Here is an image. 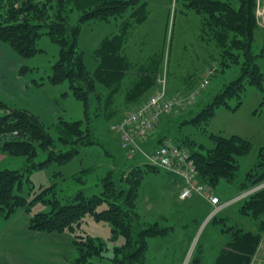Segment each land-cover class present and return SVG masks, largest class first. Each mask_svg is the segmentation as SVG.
Instances as JSON below:
<instances>
[{
	"label": "trees",
	"instance_id": "obj_1",
	"mask_svg": "<svg viewBox=\"0 0 264 264\" xmlns=\"http://www.w3.org/2000/svg\"><path fill=\"white\" fill-rule=\"evenodd\" d=\"M238 3L236 7L230 0H181V11L198 14L204 30L210 32L220 48L218 64L210 66L213 69H210L212 74L209 81L218 76L226 77L219 78V89L214 93L210 91L205 101L198 103L200 110L193 115H185L177 120L171 119L176 114L163 116L145 147L156 148L163 139L172 138L180 146L188 148L196 163L198 181L211 187L213 192L222 180L235 179L239 157L249 153L251 142L237 134H210L214 146L208 148L192 139L172 134L173 130L169 128L156 132L167 117L171 119L169 124L175 123L178 127L189 123L207 125L220 106L232 107L231 101L237 100L238 104L233 108L239 107L250 86L264 90V73L258 64L264 47L261 53H256L254 49L258 0H238ZM74 12L79 15L75 16ZM148 13L145 0H0V41L20 56L29 58L40 51V36L48 34L61 48L48 78L52 83L69 81L73 93L84 107V119L69 121L60 118L55 123L59 132L58 139H55L38 115L0 100V108L4 110V114L0 115V152L26 156L30 163L24 171L0 168V217L9 219L19 209H24L30 214L28 227L31 230L72 232L81 254L76 264H94L92 259L104 257L107 250V245L100 238L77 233L88 214L107 222L111 226L112 238L123 236L125 241L115 247L113 258L117 264H146L148 239L165 236L170 230L142 215L137 205L146 175L162 171L170 173L147 163L141 154L129 157L127 150L118 145L124 151L122 161L120 154L111 150L109 143L98 134L100 111L114 105V98L133 65L128 57L127 44L135 30L146 21ZM100 21L114 23L118 31L105 37L95 50L98 66L92 72L85 64L79 36L84 23ZM25 70L26 67L22 72ZM206 73L203 72L202 78ZM143 74L147 82L151 81L149 88L152 87L156 74L150 71ZM159 86H154V91ZM167 87L166 93L173 97ZM149 88L145 91H150ZM153 92L133 108L141 105ZM103 115L112 118L116 113ZM97 145L114 158V165L103 177V187L98 194L88 196L84 191H78L63 201L57 195L55 184L41 188L31 200L20 193L25 171L40 169L52 162L60 165L67 163L83 149ZM40 150L47 157L39 163L34 162ZM262 183L264 166L248 173L240 191L244 193ZM36 200L48 203L50 210L32 213ZM240 200V213L248 216L249 220L258 221V224L249 228L238 221L229 222L231 217L225 216L224 212L215 215L212 220L219 223L220 230L230 237L215 264H250L256 249L262 244L264 186ZM188 264L203 263L201 257L195 255Z\"/></svg>",
	"mask_w": 264,
	"mask_h": 264
},
{
	"label": "rangeland",
	"instance_id": "obj_2",
	"mask_svg": "<svg viewBox=\"0 0 264 264\" xmlns=\"http://www.w3.org/2000/svg\"><path fill=\"white\" fill-rule=\"evenodd\" d=\"M230 1H232L234 6L238 7V0ZM260 1L261 5L264 6V0ZM145 2L149 10L148 18L135 30L133 35L137 36V38L145 37L142 41L143 45L147 44V47L154 49L155 53H159L160 57H162L163 63L166 66L169 65V80L166 82V85L168 86V90L170 86H176L173 94L171 93L173 97L187 99L202 83V72L199 69L202 67L204 72H209L210 69H213L210 66L218 64L220 48L216 41L212 39L210 32L204 30L199 15L193 11H188L187 13L181 11V0H145ZM74 15L78 16L79 13L74 12ZM256 21L258 26L264 30V17L259 16ZM116 30L117 27L114 23L106 21L97 23L86 22L82 26L79 36V47L83 52L85 64L90 71H95L98 66V61L94 56L95 50L105 37ZM261 33L263 34V31L257 30L254 45L256 53H261L264 47V37L260 35ZM38 48H40V51L29 58H24L13 52L15 56L21 59L23 64L20 67L19 74L32 84L36 85L35 81L41 82L40 86H37V93L31 94L37 95L40 98L48 97L60 110L57 113H53L50 109L44 113L46 117L45 125L48 127L50 134L55 139H58L59 132L54 123L60 118L69 121L84 119L83 102L75 96L69 81L52 83L48 78L52 73V66L59 58L60 45L54 42L48 34H43L38 39ZM143 54L146 56L151 53L143 51ZM182 57L184 58L181 60ZM208 64L210 65L207 66ZM258 64L264 73V54L258 59ZM24 67L27 70L22 72ZM186 73L193 75L194 78L187 83V88H183L181 79ZM218 77L223 78L226 75ZM220 81L221 79L217 77L213 78L208 86H206L207 88L204 92L202 90L198 97L188 103L179 115L176 114L171 119L177 120L176 118L179 119L185 115L188 117L200 110L199 107L201 106H198V103L201 100L205 101L210 91L211 93L216 92L220 87ZM188 87L190 88L189 90H187ZM119 94L120 97L122 93ZM26 96L25 94L12 96L0 90V100L10 106L22 107L24 105L22 100ZM29 102L37 110H40L38 107H41V105L36 100H30ZM236 103L237 100H232V107L220 106L216 109L214 117L207 125L195 126V124L189 123L178 127L175 123L169 124L168 122L171 119L167 117L159 126L156 134L162 128H169L170 131L173 130L172 134L192 139L197 144L202 143L208 148L214 146L210 134L223 136L237 134L249 140L252 146L249 153L239 157V169L235 179L233 181L222 180L216 191L218 193L219 191L223 193L225 189H230L231 191L235 189L237 191L236 194H231L233 197L230 196L232 198L230 199L231 201L234 199L236 201L226 207L227 210L224 209L225 211L223 210L218 214L220 215V213L224 212L225 216L231 217L228 219L229 222L234 223L238 221L252 228L253 225L258 224H256L258 221L252 218L249 220L248 216L242 215L238 206H240V199H243V197L239 198L243 194L240 191L242 182L253 169H261L264 166V90L250 86L244 93L240 106L233 108L236 106ZM130 109L133 108L126 109L123 104L116 105L115 101L114 105L100 111L101 116L97 121L99 136L101 134V139L109 143L111 150H115L120 154L122 161L124 160V151L119 149L118 145L121 146L120 138L112 127ZM186 111L187 113H185ZM109 112H114L116 115H112V118H108V116L104 117L103 114H108ZM3 114L4 110L0 108V115ZM46 157V153L40 150L34 162L39 163L44 161ZM113 159V156L106 154L101 146L97 145L85 148L67 163L60 165L52 162L40 169H34L30 172L25 171V180L20 188V193L31 200L41 188L55 184L57 195L63 198V201H66L68 197L74 196L78 191H84L88 196L98 194L103 187V177L106 176L114 165ZM28 163L26 156L6 154L5 159L0 161V168L24 171ZM157 174L167 173L162 171L146 175L143 187L139 192L138 201L141 200V196L143 201H149L153 205L156 212L167 214L169 224L174 226L175 229L166 237L158 239L159 241L152 240L149 243L147 264H178L176 257L178 254L186 251L189 241L194 235L195 238L191 246H189L190 252L185 264H188L195 255L201 257L203 264H214L219 250L230 239L229 235L221 232L220 224L211 221L212 217L203 221L200 212H190L187 214L188 218L186 222L188 223V227L183 229L182 224L185 221L184 219L178 221L176 217L179 212H176V208H164L159 202L161 198L155 199L154 195H152L155 191L156 194L163 193V188L158 185V182L157 184L150 185V180L155 178ZM158 178L161 179L162 177ZM263 186L264 183L254 186L244 193L248 195ZM222 196L225 198L224 194ZM49 210V204L41 200H36L32 205V213ZM150 214L154 215L155 213L152 212ZM193 216L195 220H192ZM149 218L152 219L151 217ZM18 219L22 221L24 216H20ZM77 233L100 238L107 245L104 257L92 259L94 264H117L113 258L116 254L115 247L121 245L125 240L123 236L112 238L111 226L107 222L97 220L92 214H88ZM44 234V236H48L46 239L40 240V244H43L45 248L44 256L36 259V264H76L75 261L81 254L74 242L75 234L67 230L63 232L45 231ZM261 242H264V232L262 233ZM51 248H54L55 251L58 250L60 254L48 253L47 249L52 251ZM173 252H175V258H170L169 254ZM263 253L264 251L261 252L260 248L256 249L250 264H259L264 259ZM4 257L0 256V264H14Z\"/></svg>",
	"mask_w": 264,
	"mask_h": 264
},
{
	"label": "crops",
	"instance_id": "obj_3",
	"mask_svg": "<svg viewBox=\"0 0 264 264\" xmlns=\"http://www.w3.org/2000/svg\"><path fill=\"white\" fill-rule=\"evenodd\" d=\"M198 15V14H197ZM257 30L263 31V34L260 35L264 37V30L258 26ZM256 30V33H257ZM145 37L137 38V36H132L130 41L127 44V53L129 59L132 61V68L130 69L129 73L123 80V84L119 93L122 95L119 97V93L115 96L116 105L123 104L124 108H133L139 101L144 100L147 95L154 91L157 88L158 83L160 80L165 79L168 82L169 77V65L163 63L162 57H160L159 53H155L154 49H150L145 45H143L142 41ZM14 50L7 46L6 43L0 41V90L6 93L11 94L12 96L16 94H25L27 95L26 98H23L22 103L24 104L22 108L28 109L34 114L38 115L40 119L45 123V115L44 113L51 109L53 113H57L60 111L56 106L55 103H52V100L48 97H39L37 95H32L31 93H37L38 87L41 83L32 84L28 80L26 81L20 74V67L23 65L20 58L15 56ZM143 51L151 53L147 54L146 56L143 54ZM16 53V52H15ZM182 56V55H181ZM184 57L181 58V60ZM180 60V62H181ZM179 62V64H180ZM178 64V65H179ZM208 64L207 66H209ZM181 66V64H180ZM204 67V66H203ZM181 68V67H180ZM202 74L203 70L202 67L199 69ZM146 71L154 72L155 76V84L149 88V82L144 79V74ZM156 72V73H155ZM183 73V72H182ZM181 73V74H182ZM201 74V75H202ZM180 76V75H179ZM194 78L193 75H189L186 73L182 76L181 82L182 87L187 88V83L192 81ZM219 79V78H218ZM219 81V80H218ZM157 82V83H156ZM214 82V81H213ZM157 84V85H156ZM213 84V83H212ZM155 86V88H154ZM146 88H149L150 91H145ZM154 88V89H153ZM175 87L170 86L169 91L173 94ZM190 88L188 87L187 90ZM30 93V94H29ZM30 100H36L39 105H41L40 110H37L34 106L31 105L29 102ZM118 103V104H117ZM115 104V103H114ZM44 108V109H43ZM59 117V116H58ZM55 124V123H54ZM120 148V147H119ZM121 149V148H120ZM124 153V152H123ZM6 154L0 152V161L5 159ZM158 177H162L159 179ZM159 179V180H158ZM156 182V183H155ZM163 188V193L156 194V191L152 194L154 195L155 199H159L160 204L164 206V208H176V212L178 216L176 217L178 221L184 219V223L182 224V228L188 227V223L186 222L187 214L190 212L197 213L200 212L203 221H206L214 208L212 202L201 195H192L186 199H182L180 197L183 180L178 178L176 175L173 174H157L155 178L150 180V185L157 184ZM227 192V193H226ZM215 195L219 196L221 201L227 202L232 199L230 196L237 193L234 189L231 191L230 189H225L222 193L221 191L216 192L214 191ZM151 194V193H150ZM225 195V198L222 196ZM232 194V195H231ZM233 197V196H232ZM141 200L137 201L138 210L142 215H145L151 221H157L162 226L170 228L167 235L174 230V226L169 224V219L167 214L165 213H158L154 210L152 204L149 201H143L142 197L140 196ZM226 209V208H225ZM154 212L155 214H150ZM26 213V216H25ZM24 216L22 221H19V217ZM30 219V214H28L24 209H19L11 218L4 219L0 217V256H5L4 258L13 262L14 264H36L35 261L39 257L44 256L45 248L43 244H40V240L46 239L48 236H44L43 231H34L29 229L28 223ZM192 220H195V217H192ZM213 221V220H211ZM222 232V230H221ZM223 233V232H222ZM165 236L159 237H151L148 239V245L146 250V264L148 261L147 251L149 247V243L152 240L162 239ZM194 237L189 241L188 248L185 252L178 254L176 259L178 260V264H185L188 256H189V246L193 242ZM229 242V239L226 241L225 245L221 247L217 256L221 252V250L226 246ZM193 246V245H192ZM52 251L47 249L48 253L51 254H60L58 250H54L51 248ZM170 258H175V252L169 254ZM216 261V259H215ZM215 264V263H214Z\"/></svg>",
	"mask_w": 264,
	"mask_h": 264
},
{
	"label": "built area",
	"instance_id": "obj_4",
	"mask_svg": "<svg viewBox=\"0 0 264 264\" xmlns=\"http://www.w3.org/2000/svg\"><path fill=\"white\" fill-rule=\"evenodd\" d=\"M256 13L257 19L259 16L264 17V6L261 5L260 0H258ZM211 74L210 70L203 76L202 83L187 99L170 97L166 93L165 79L160 80L158 89L141 105L130 109L122 120L113 126V130L119 135L121 146L127 150L129 157L141 154L147 163L163 168L183 180L180 194L182 199L192 195L208 198L214 205L210 214V217H213L236 199L228 202L221 201L220 197L211 190V187L198 181V170L190 150L180 146L172 138L163 139L156 148H145L161 118L169 114H179L184 110L188 103L207 88ZM246 195L247 193H243L239 198ZM262 249H264V242L260 245L261 252L264 251ZM259 264H264V259Z\"/></svg>",
	"mask_w": 264,
	"mask_h": 264
}]
</instances>
